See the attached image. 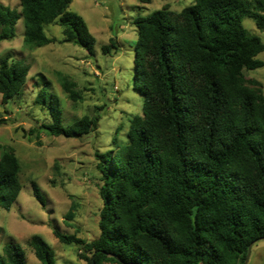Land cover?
I'll return each mask as SVG.
<instances>
[{"label":"trees","instance_id":"obj_1","mask_svg":"<svg viewBox=\"0 0 264 264\" xmlns=\"http://www.w3.org/2000/svg\"><path fill=\"white\" fill-rule=\"evenodd\" d=\"M73 1L20 0L21 12L0 3V43L16 37L23 19L24 47H45L56 42L45 27L59 20L63 42L92 55L96 39L68 11ZM244 18L263 29V0H195L180 12L164 7L135 18L134 88L144 97L143 115L130 121L125 145L97 154L99 236L86 242L52 226L87 264H244L249 246L264 239V97L244 77L263 67L264 42L248 34ZM29 71L10 54L0 58L1 105L21 94ZM60 81L71 100L80 99L75 82L63 74ZM36 103L48 107L52 123L42 128L51 136L77 138L97 124L84 116L64 126L60 100L46 88ZM20 168L12 148L2 147L0 207L7 211L23 190ZM32 188L45 205L39 186ZM29 246L40 264H56L42 237ZM0 264H26L22 246L6 244Z\"/></svg>","mask_w":264,"mask_h":264},{"label":"rangeland","instance_id":"obj_2","mask_svg":"<svg viewBox=\"0 0 264 264\" xmlns=\"http://www.w3.org/2000/svg\"><path fill=\"white\" fill-rule=\"evenodd\" d=\"M0 3L22 10L20 0ZM194 3L195 0H74L68 11L82 16L95 37L92 55L81 46L63 42L64 29L59 20L45 27L46 35L56 40L45 47H24L23 19L17 24L16 37L0 43V58L10 54L30 66L20 95L4 106L0 95V155L2 147L12 148L20 163L23 185L10 211L0 207V254L6 244L14 241L24 249L26 264H40L29 246L31 237L38 235L51 247L56 264H87L79 258L81 248L61 243L52 226L86 242L99 236L102 184L97 154L116 152L117 147L125 145L130 121L143 115L144 97L134 88L138 38L134 20L164 7L180 12ZM243 25L249 35L264 42V28H258L255 20L244 18ZM104 47H108L107 52ZM257 59L264 63V51ZM60 74L76 83L80 99L68 97ZM244 77L246 85L259 89L264 97V65L245 71ZM252 80L260 86L249 84ZM41 88L59 98L64 126L84 116L96 119V126L77 138L48 134L42 128L52 123L48 107L36 103ZM34 183L41 189L45 205L35 198ZM247 264H264V239L252 246Z\"/></svg>","mask_w":264,"mask_h":264},{"label":"water","instance_id":"obj_3","mask_svg":"<svg viewBox=\"0 0 264 264\" xmlns=\"http://www.w3.org/2000/svg\"><path fill=\"white\" fill-rule=\"evenodd\" d=\"M252 246L253 245H250L249 248H248V252H247V256H246V260L244 262V264H247L248 262V259H249V256H250V253H251V249H252ZM118 262H120V259L118 257H114ZM92 264H95V262L93 261Z\"/></svg>","mask_w":264,"mask_h":264}]
</instances>
